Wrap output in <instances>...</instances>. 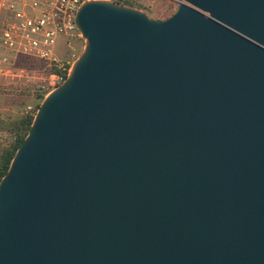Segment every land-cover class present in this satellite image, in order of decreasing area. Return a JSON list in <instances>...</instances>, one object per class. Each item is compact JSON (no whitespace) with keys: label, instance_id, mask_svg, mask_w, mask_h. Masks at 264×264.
Masks as SVG:
<instances>
[{"label":"water","instance_id":"water-1","mask_svg":"<svg viewBox=\"0 0 264 264\" xmlns=\"http://www.w3.org/2000/svg\"><path fill=\"white\" fill-rule=\"evenodd\" d=\"M76 23L0 182V264H264V0Z\"/></svg>","mask_w":264,"mask_h":264},{"label":"built area","instance_id":"built-area-1","mask_svg":"<svg viewBox=\"0 0 264 264\" xmlns=\"http://www.w3.org/2000/svg\"><path fill=\"white\" fill-rule=\"evenodd\" d=\"M90 0H1L0 1V80L31 79L32 69L19 65V58L41 61L48 68L66 70L55 54L63 36H80L76 23L80 7ZM124 4L126 0H111ZM59 82L62 77L50 74ZM55 85V83H50ZM38 109L29 106L27 114Z\"/></svg>","mask_w":264,"mask_h":264},{"label":"rangeland","instance_id":"rangeland-1","mask_svg":"<svg viewBox=\"0 0 264 264\" xmlns=\"http://www.w3.org/2000/svg\"><path fill=\"white\" fill-rule=\"evenodd\" d=\"M180 1L126 0L125 3H133L135 5L133 7L145 12L150 18L164 20L176 12ZM86 44L87 41L82 34L80 36H63L59 39L55 54L60 63L69 67L68 75L84 52ZM24 65L33 70L31 79L0 80V124L3 120H19L30 116L27 114V108L32 106L39 109L45 98L60 85L56 78H50L51 73L46 65L31 66L28 63ZM51 82L55 85H51ZM9 140V132L0 130V150Z\"/></svg>","mask_w":264,"mask_h":264},{"label":"trees","instance_id":"trees-1","mask_svg":"<svg viewBox=\"0 0 264 264\" xmlns=\"http://www.w3.org/2000/svg\"><path fill=\"white\" fill-rule=\"evenodd\" d=\"M125 4L132 7L135 6L131 2H126ZM27 63L31 66H34L35 64L46 65L41 61L31 60L24 57L19 58V65L25 66L24 64ZM65 68L66 70H63L54 65L49 68L51 74H58L62 77V81L60 82V84L68 77L69 67L65 66ZM33 120L34 116H27L26 118L19 120H3L1 122L0 130L8 131L10 134V140L0 150V182L9 171L11 162L18 148L22 145L25 138L27 137Z\"/></svg>","mask_w":264,"mask_h":264},{"label":"crops","instance_id":"crops-1","mask_svg":"<svg viewBox=\"0 0 264 264\" xmlns=\"http://www.w3.org/2000/svg\"><path fill=\"white\" fill-rule=\"evenodd\" d=\"M1 1V0H0Z\"/></svg>","mask_w":264,"mask_h":264}]
</instances>
